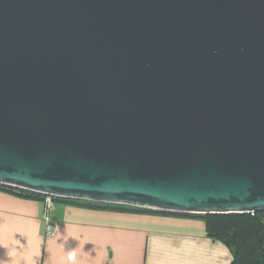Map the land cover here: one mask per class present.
<instances>
[{
  "label": "water",
  "instance_id": "95a60500",
  "mask_svg": "<svg viewBox=\"0 0 264 264\" xmlns=\"http://www.w3.org/2000/svg\"><path fill=\"white\" fill-rule=\"evenodd\" d=\"M0 183L264 210V0H0Z\"/></svg>",
  "mask_w": 264,
  "mask_h": 264
},
{
  "label": "crops",
  "instance_id": "0c3cea01",
  "mask_svg": "<svg viewBox=\"0 0 264 264\" xmlns=\"http://www.w3.org/2000/svg\"><path fill=\"white\" fill-rule=\"evenodd\" d=\"M100 203L59 200L47 212L44 198L0 188V264H230L233 260L230 244L209 235L201 214Z\"/></svg>",
  "mask_w": 264,
  "mask_h": 264
},
{
  "label": "trees",
  "instance_id": "16d2710c",
  "mask_svg": "<svg viewBox=\"0 0 264 264\" xmlns=\"http://www.w3.org/2000/svg\"><path fill=\"white\" fill-rule=\"evenodd\" d=\"M0 188L14 193L34 197L45 198V194L12 185L0 183ZM56 201H74L90 204L100 202L56 196ZM100 205L108 207H121L133 210H148L154 212H166L148 208L104 202ZM205 217L209 235L226 241L233 252V260L230 264H264V210L245 213H198Z\"/></svg>",
  "mask_w": 264,
  "mask_h": 264
},
{
  "label": "built area",
  "instance_id": "2783aa9c",
  "mask_svg": "<svg viewBox=\"0 0 264 264\" xmlns=\"http://www.w3.org/2000/svg\"><path fill=\"white\" fill-rule=\"evenodd\" d=\"M55 195L52 194H45V204H46V208H47V212H49L51 209L54 208V206L56 205V200H55ZM47 218V230L50 231L52 226L50 224V218L49 216L46 217Z\"/></svg>",
  "mask_w": 264,
  "mask_h": 264
}]
</instances>
